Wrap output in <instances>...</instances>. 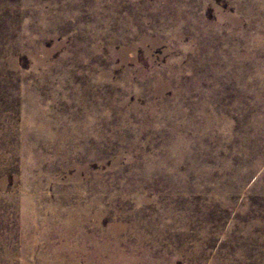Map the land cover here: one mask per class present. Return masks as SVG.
<instances>
[{
    "label": "rangeland",
    "instance_id": "1",
    "mask_svg": "<svg viewBox=\"0 0 264 264\" xmlns=\"http://www.w3.org/2000/svg\"><path fill=\"white\" fill-rule=\"evenodd\" d=\"M0 264H264V0H0Z\"/></svg>",
    "mask_w": 264,
    "mask_h": 264
},
{
    "label": "bare ground",
    "instance_id": "2",
    "mask_svg": "<svg viewBox=\"0 0 264 264\" xmlns=\"http://www.w3.org/2000/svg\"><path fill=\"white\" fill-rule=\"evenodd\" d=\"M115 261V260H114Z\"/></svg>",
    "mask_w": 264,
    "mask_h": 264
}]
</instances>
